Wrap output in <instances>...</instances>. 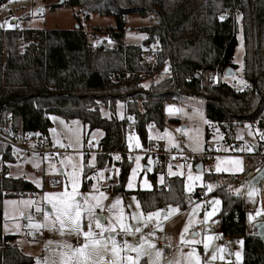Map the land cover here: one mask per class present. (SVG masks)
Masks as SVG:
<instances>
[{
    "label": "trees",
    "instance_id": "obj_1",
    "mask_svg": "<svg viewBox=\"0 0 264 264\" xmlns=\"http://www.w3.org/2000/svg\"><path fill=\"white\" fill-rule=\"evenodd\" d=\"M7 1L0 0V5ZM63 4L84 14L113 16L115 24L105 28L113 45L93 47L79 22L73 29H0V128L9 123L14 137H28L37 146L45 139L50 143V115L80 119L88 133L101 129L95 168L115 167L116 180L105 189L125 194L132 163L124 153L125 127L133 124L145 143L148 124L163 128L167 100L203 99L206 119L218 125L225 142L234 141V127L244 122L255 123L264 132V0H63ZM224 10L228 14L221 19ZM236 13L241 16L245 89L206 81L210 72L223 75L227 67L236 68ZM129 14L152 18L151 24L139 28L147 33L141 45L123 43ZM18 37L27 42L24 49L17 45ZM152 43L156 51L150 63L142 53ZM166 63L169 75L145 88L143 80L159 74ZM100 106L108 116L101 114ZM262 146L264 139L257 148ZM13 160L10 146L0 142V264H34L33 257L14 244L15 236L2 232L3 197L37 190L30 181L8 175L6 164ZM95 168L84 170L82 189H87L86 178ZM148 179L150 189L133 191L143 211L188 204L181 176H166L158 183L153 172ZM200 191L196 188L193 196L201 198ZM215 194L221 200V236L242 238V264H264V244L255 229L247 231L241 193L218 186Z\"/></svg>",
    "mask_w": 264,
    "mask_h": 264
},
{
    "label": "rangeland",
    "instance_id": "obj_2",
    "mask_svg": "<svg viewBox=\"0 0 264 264\" xmlns=\"http://www.w3.org/2000/svg\"><path fill=\"white\" fill-rule=\"evenodd\" d=\"M59 1L8 0L0 5V29H73L78 26L79 22L93 47L102 44L108 46L113 45V42L108 36V32L105 31L107 26H113L115 24L113 16L97 13L84 14L79 11L78 7L63 3L58 4ZM51 5H54V7ZM125 22L123 43L141 45L147 38V33L139 28L151 24L152 18L129 14L125 17ZM235 23V35L238 44L235 47L234 63L236 67L238 66V69L231 76H225V74L218 75L220 76L218 82L225 81L231 84L232 81H236V89H239L245 84L242 75L244 47L240 13L235 14ZM26 44L27 42H24V44L19 46L20 49H24ZM143 49L142 55L144 56V53L148 49L156 51V46L152 43L149 46H144ZM150 61V63H153L154 58ZM168 75L169 69L166 63L159 74L146 77L142 85L144 87L147 85L145 87L147 88L151 82H156ZM206 81L207 83L210 82L208 74ZM100 111L103 116H108V111L103 106H100ZM116 115L119 118L123 116L122 103L117 104ZM49 118L52 123L48 129L49 146L56 149H63L65 152L62 154L55 153L52 155L45 154L36 156L25 153L22 156H14V160L6 164L8 175L12 178H23L30 181L37 190L27 193L20 192L18 195L13 196H5L2 200V232L3 234L14 235V244L24 254L32 256L34 264H37V261H40L41 264H45V261L47 264H60L59 244L64 241L75 243L74 236H61L59 232L52 230L48 226L43 228L29 227L30 224L34 223L50 224V220L47 222L44 220L43 213L44 210L51 212V206L47 205L42 198L46 192L63 191L65 183L67 182L66 175L73 171V164L77 166L79 192L97 195L100 192L104 193L107 197V199L103 200L105 206L111 205L114 200L119 198L121 205L116 211L122 209L126 222L133 227H139L141 229V232L135 236L131 234L120 236L122 242L123 240L135 242L141 234L147 236L148 233L155 232V235L149 237V239L153 240L156 247L162 249L161 243H163L168 245L172 250L170 256L164 257L163 255L161 264H166L168 260L174 259H180L183 264V257L180 253H187L190 251V247L187 244L181 243L180 235L185 225L189 224L188 232L185 233L186 239H192L191 234L193 232L197 233L195 237L197 240H202L205 235L218 237L213 239L207 253H205L202 243L193 245L202 260L210 257L212 252L218 248L223 247L224 252H217V255H223L224 259H217L213 264H242V238L221 236V219L218 216L221 208V200L215 194V190L218 186H225L227 188V184L231 179H239L241 185L238 189L244 200L247 228L252 231L254 229L253 224L256 221L264 222V188H260L261 184L264 185V178L261 179V184L250 186L249 182L253 176V172L255 171L256 173L258 170L253 168L251 159L244 155L252 152L258 145V142L263 140L261 137L264 132L260 130L259 126L249 122L236 125L232 134L234 141L225 142L223 133L220 131L218 125L206 119L203 99L199 97H186L182 101L177 99L167 100L164 104L163 128L159 129L155 123H150L156 125L158 129L155 132H151L149 136L154 140L161 141L165 145L171 144L183 147L189 150L194 157L189 163L172 166L166 165L158 169L152 168L149 159L148 161L151 167L145 169L143 160L139 158V162H137L136 158L131 163L125 184L127 193L121 194L105 189L114 184L117 169L115 167L109 169L95 168V154L99 153L95 150H97V143L103 134L102 130L94 129L88 133L87 125L77 118L65 119L57 115H50ZM52 129H55V132ZM148 129L149 124L146 126V130ZM180 129L183 130L182 135L178 134V130ZM207 132L209 133L208 138L205 136ZM34 142L35 140L30 139L29 146H37ZM90 145L94 151L84 153L83 150ZM141 145L142 142L135 132L127 137L129 150L140 148ZM249 149L251 150L249 151ZM237 159L242 161L243 167V170L239 172L232 170L236 167L235 161ZM198 162H202L203 164L201 171L195 169V165ZM217 165L220 166L221 171H216ZM53 167L56 169L55 171H53ZM86 168H95V171L87 176L86 181L89 182V185L84 190L82 189V183ZM133 169H136L135 175H133ZM153 172H157L158 183H163L164 177L166 176H181L183 178L184 192L187 197L186 200L190 199L191 203L186 204L185 207L169 204L147 212L143 211L140 204L139 208H137V202L139 203V201L133 191L136 189H150L151 182L148 179V175ZM211 172L215 174V178L204 177L205 173ZM189 173L193 177L199 175L201 179L189 180ZM130 179L133 185L131 188L128 187ZM54 181H59V183H54ZM93 185H95V189ZM208 185L213 186L211 191L208 190ZM68 187L70 190L71 185L69 184ZM204 187L207 190L201 198L193 196L196 188L201 190ZM189 188H191L190 191ZM249 191L253 192L251 198L248 196ZM234 192L238 193L236 190ZM214 200L220 201V205L218 206L219 211L215 212L205 223L204 214L213 210V204L211 202ZM23 201H33V203L27 205ZM38 207L42 210L37 211ZM177 208L178 211L168 215L167 219L164 218L171 209ZM257 209L261 210V215L259 216L256 215ZM157 211H160L161 215L158 218L153 217L152 220L145 223L147 214ZM141 213H143V219L139 218ZM250 213L253 216L252 220L248 219ZM133 214L137 215V220L131 219ZM103 215L107 216V211ZM28 217L32 219L29 220ZM157 219L162 225V230L160 227H157ZM34 231L37 233L35 234ZM48 241H52V243H48ZM236 252L240 253L239 261H237ZM131 254L135 255L134 253ZM152 257L155 259L154 252L152 253ZM141 264H148L147 258L143 259Z\"/></svg>",
    "mask_w": 264,
    "mask_h": 264
},
{
    "label": "snow or ice",
    "instance_id": "obj_3",
    "mask_svg": "<svg viewBox=\"0 0 264 264\" xmlns=\"http://www.w3.org/2000/svg\"><path fill=\"white\" fill-rule=\"evenodd\" d=\"M223 17H221L222 19ZM147 85H145L146 87ZM76 123V122H74ZM55 132V129H52ZM264 139V134H262ZM131 139V138H130ZM71 146V145H69ZM139 146V145H137ZM251 149H249L250 151ZM119 159V156L116 157ZM139 162V157H137ZM91 163V162H90ZM236 167L233 171L239 172L243 170L242 161L237 159L235 161ZM139 166V164H138ZM73 171L67 173L66 183L63 191L58 192H46L42 198L47 205L51 206V212L44 210V220L47 222L50 220V224L34 223L30 224V228H43L50 227L52 230L60 233L61 236H74L75 243L64 241L59 244L60 264H141V261L145 258L148 260V264H161L163 258V250L156 247L153 240L149 239L155 235V232L148 233L147 236L141 234L135 242H129L123 240L122 244L117 240V236H126L131 234L135 236L141 232L139 227H133L126 222L123 210L116 211L121 205V200L117 198L111 205L105 206L103 200L107 199L104 193L97 194L81 193L78 191V172L77 166L72 165ZM56 169L53 167V171ZM219 165L216 167V171H221ZM227 170V169H224ZM260 170H258L259 172ZM136 169H133V175H135ZM63 174V173H62ZM172 174V173H170ZM189 180H199V175L193 177L189 173ZM59 183V181H54ZM251 183V182H249ZM71 185L69 190L68 185ZM133 185L131 179L129 180L128 187ZM208 190H212V185H208ZM95 189V185H93ZM191 188H189V191ZM239 192V189L236 190ZM249 198L253 196V192L249 191ZM15 203V202H12ZM27 205H31L33 201H23ZM213 204V210L204 214V222L206 223L215 212L219 211V200L211 202ZM199 207V205H197ZM137 208L139 203L137 202ZM41 208H37V211H41ZM107 211L108 215L104 216L103 213ZM178 211L177 209H171V211L165 215V219L168 215ZM23 215V213H21ZM160 211L149 212L145 223L152 220L153 217H159ZM256 215H261V210L257 209ZM143 219V213L140 214ZM31 220V217H28ZM132 220H137L136 214L131 217ZM248 219L252 220L253 216L250 213ZM189 224H186L180 235L182 244H187L190 247V251L187 253H180L183 257V264H213L217 259L223 260V255H217V252L223 253L224 248L220 247L216 251L212 252L210 257L201 259L200 254L196 251L193 245L203 244L205 253L208 252L210 244L214 237L212 235H205L202 240L195 239L197 233L193 232L192 239H186L185 233L188 232ZM157 227L162 230V225L157 219ZM86 228V230H85ZM81 238L83 243H80ZM52 243V241H48ZM155 254V259L152 257V253ZM134 253L135 255H132ZM237 261L240 259V253H235ZM37 264H41L37 261ZM45 264L47 262L45 261ZM167 264H182L180 259L168 260Z\"/></svg>",
    "mask_w": 264,
    "mask_h": 264
},
{
    "label": "built area",
    "instance_id": "obj_4",
    "mask_svg": "<svg viewBox=\"0 0 264 264\" xmlns=\"http://www.w3.org/2000/svg\"><path fill=\"white\" fill-rule=\"evenodd\" d=\"M228 14V10H224V12L221 14V17L226 18ZM24 40L22 37L17 38V45L21 46L24 44ZM154 57V51L148 50L144 53L143 60L150 61ZM208 79L209 83L214 84L218 82L219 76L216 72H210L208 73ZM237 82L232 81L231 86L236 88ZM246 85H242L239 89H245ZM157 126L154 124H149V129L146 130V141L145 143H142L140 148H133L132 150H126L124 152L127 156V159L130 161H134L137 157L141 158L144 162L146 160L145 165L147 168L151 167L149 164L148 159L150 160V163L152 165V168L158 169L162 168V166L166 165H176V164H186L191 161V159L194 157V155L191 154V152L183 147L171 145V144H163L161 141L154 140L153 138H150V133L157 131ZM134 126L133 124H127L125 127V135L128 137L132 133H134ZM136 134V133H135ZM178 134L182 135L183 130H178ZM30 138L25 137L24 139H19L13 136L12 129L9 123L3 125L0 128V142L4 143L11 148V154L13 156H22L25 153L31 154V155H45V154H62L65 151L63 149H56L49 146L48 140H43V143L41 146H29ZM91 151H94L90 146H87L86 149L83 150L84 153H90ZM96 152H101V150L97 149ZM112 155H119V152L112 151ZM245 156L249 157L252 161V166L255 170H259L264 166V146L260 148H255L252 152L244 154ZM144 165V166H145ZM114 174V173H113ZM255 174V171L253 172ZM261 184V182H260ZM240 181L237 178L231 179V181L227 184V189L229 191H235L240 187ZM260 188L263 189L264 185H260ZM207 188L204 187L201 189L199 195L200 197L203 196V193L206 192ZM26 193V192H25ZM186 202L189 204L191 203L190 199H187ZM36 234L37 232L34 231ZM117 240L121 242L122 239L120 236H117ZM80 243H83V239L80 240ZM162 244V250L164 257H168L171 255L172 250L171 248L166 245Z\"/></svg>",
    "mask_w": 264,
    "mask_h": 264
},
{
    "label": "water",
    "instance_id": "obj_5",
    "mask_svg": "<svg viewBox=\"0 0 264 264\" xmlns=\"http://www.w3.org/2000/svg\"><path fill=\"white\" fill-rule=\"evenodd\" d=\"M63 3V0H60L58 2V4H62ZM99 47H101V45H98ZM225 76H231L233 75V68L232 67H227L226 70H225ZM32 136H34V134L32 133ZM145 169H147V166L145 165L144 166ZM195 169L196 170H202L203 169V164L202 162H198L196 165H195ZM260 171L256 172L255 174H253V176L251 177L250 179V186L252 185H255V184H259L261 179L264 178V166L259 169ZM253 227L255 229V232L256 234L258 235L259 239L261 240V242L264 244V222L263 221H256L254 224H253ZM167 264V263H166Z\"/></svg>",
    "mask_w": 264,
    "mask_h": 264
},
{
    "label": "crops",
    "instance_id": "obj_6",
    "mask_svg": "<svg viewBox=\"0 0 264 264\" xmlns=\"http://www.w3.org/2000/svg\"><path fill=\"white\" fill-rule=\"evenodd\" d=\"M237 44H238V41H237ZM234 53H235V51H234ZM233 63H234V55H233ZM234 64H235V63H234ZM237 67H238V66H237ZM237 67H236L235 69H233V72H234V73H235V71H237V69H238ZM219 77H220V76H219ZM255 148H257V146H256ZM255 148H254V149H255ZM247 231H248V232H251L248 228H247Z\"/></svg>",
    "mask_w": 264,
    "mask_h": 264
}]
</instances>
